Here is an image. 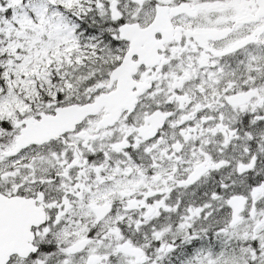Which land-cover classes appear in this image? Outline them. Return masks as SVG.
I'll use <instances>...</instances> for the list:
<instances>
[{
    "label": "snow or ice",
    "instance_id": "obj_1",
    "mask_svg": "<svg viewBox=\"0 0 264 264\" xmlns=\"http://www.w3.org/2000/svg\"><path fill=\"white\" fill-rule=\"evenodd\" d=\"M0 264H264V0H0Z\"/></svg>",
    "mask_w": 264,
    "mask_h": 264
}]
</instances>
